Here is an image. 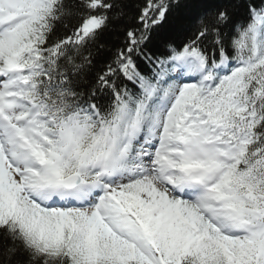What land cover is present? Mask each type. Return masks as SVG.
Wrapping results in <instances>:
<instances>
[{"label":"snow or ice","instance_id":"1","mask_svg":"<svg viewBox=\"0 0 264 264\" xmlns=\"http://www.w3.org/2000/svg\"><path fill=\"white\" fill-rule=\"evenodd\" d=\"M0 264H264V0H0Z\"/></svg>","mask_w":264,"mask_h":264}]
</instances>
